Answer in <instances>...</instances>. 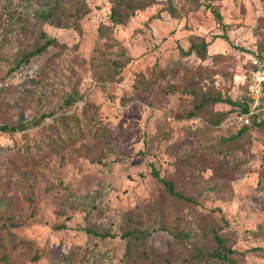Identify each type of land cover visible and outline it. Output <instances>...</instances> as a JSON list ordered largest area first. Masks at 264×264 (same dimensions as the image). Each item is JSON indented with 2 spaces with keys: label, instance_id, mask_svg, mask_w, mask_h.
<instances>
[{
  "label": "rangeland",
  "instance_id": "1",
  "mask_svg": "<svg viewBox=\"0 0 264 264\" xmlns=\"http://www.w3.org/2000/svg\"><path fill=\"white\" fill-rule=\"evenodd\" d=\"M132 1L114 22L113 0H0V264H126L134 228L138 264H223L214 228L264 264V0Z\"/></svg>",
  "mask_w": 264,
  "mask_h": 264
},
{
  "label": "trees",
  "instance_id": "2",
  "mask_svg": "<svg viewBox=\"0 0 264 264\" xmlns=\"http://www.w3.org/2000/svg\"><path fill=\"white\" fill-rule=\"evenodd\" d=\"M138 5H135L132 0H113V6H112V11H111V19L114 22H122L128 16L132 13V11L137 8ZM213 9V8H212ZM214 12L218 15L219 19L221 22L223 21L221 13H219L218 10L213 9ZM55 42L53 38H47L43 43L38 44L36 47L32 48L28 52L24 53L18 62V65H21L24 61L30 59L31 56L41 53L45 51L50 44ZM209 44V41L203 38L201 41H192L190 45V50H195L200 56H204L207 52V46ZM258 56V55H254ZM251 57L252 58L254 57ZM259 57V56H258ZM261 59V57H259ZM252 68L251 71L254 67H256L253 63L252 60ZM264 66V62H263ZM249 74V76H250ZM201 100L202 102L205 103H212V102H218V101H223V102H228L231 104H236L238 101L233 99L231 96L227 95L224 96L221 90H216L215 92L212 91V93H202L201 94ZM197 103L198 107H200L203 103ZM249 104L245 103V106H243L244 111L249 110ZM257 117V116H256ZM254 123H256L258 126L264 127V119H254ZM0 129L2 130H17L18 126L13 124H3L0 125ZM244 127H242V130ZM152 171L156 177H158L160 180H162L168 192L170 194H178L179 196H182V194L178 193L175 190L174 184L171 180L167 179L165 176L161 175L160 171L155 167V165L152 163ZM187 198V197H185ZM226 223H229L226 221ZM89 231H91V228H88ZM170 234L172 235L173 238L169 239V241L176 240V241H183L185 238H189L191 234L189 232H186L184 230L180 229H168ZM143 229L140 228H134V229H129L123 233V236L127 237V244H126V256L128 257L126 264H138L141 259L137 256L133 257V249L135 245L140 244L143 249L142 252L144 254V251L146 250L147 247V236L149 235ZM102 235H108L109 233L104 232L101 233ZM210 238L214 241L215 247L213 249H209L207 251V254L209 256L214 257L215 259H219L223 264H241V260L244 259L246 251L238 249L236 247H233L228 244L227 242V237L224 236L218 229H212L210 232ZM256 248H261V247H256ZM171 253V252H170ZM170 258V255H169Z\"/></svg>",
  "mask_w": 264,
  "mask_h": 264
},
{
  "label": "built area",
  "instance_id": "3",
  "mask_svg": "<svg viewBox=\"0 0 264 264\" xmlns=\"http://www.w3.org/2000/svg\"><path fill=\"white\" fill-rule=\"evenodd\" d=\"M254 67L249 76V95L252 99L250 104V112H256L261 108V103L264 98V66L263 61L258 57L252 58Z\"/></svg>",
  "mask_w": 264,
  "mask_h": 264
}]
</instances>
